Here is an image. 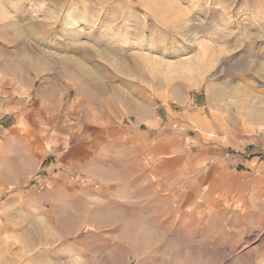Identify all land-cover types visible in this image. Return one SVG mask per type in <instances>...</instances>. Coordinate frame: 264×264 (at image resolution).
<instances>
[{"label": "rangeland", "instance_id": "1", "mask_svg": "<svg viewBox=\"0 0 264 264\" xmlns=\"http://www.w3.org/2000/svg\"><path fill=\"white\" fill-rule=\"evenodd\" d=\"M264 0H0V264H264Z\"/></svg>", "mask_w": 264, "mask_h": 264}, {"label": "built area", "instance_id": "2", "mask_svg": "<svg viewBox=\"0 0 264 264\" xmlns=\"http://www.w3.org/2000/svg\"><path fill=\"white\" fill-rule=\"evenodd\" d=\"M257 135L264 137V124L259 128Z\"/></svg>", "mask_w": 264, "mask_h": 264}]
</instances>
